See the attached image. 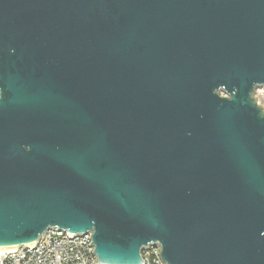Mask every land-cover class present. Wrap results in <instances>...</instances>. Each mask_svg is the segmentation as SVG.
Masks as SVG:
<instances>
[{
	"label": "water",
	"instance_id": "1",
	"mask_svg": "<svg viewBox=\"0 0 264 264\" xmlns=\"http://www.w3.org/2000/svg\"><path fill=\"white\" fill-rule=\"evenodd\" d=\"M260 88L264 0H0V247L264 264Z\"/></svg>",
	"mask_w": 264,
	"mask_h": 264
},
{
	"label": "built area",
	"instance_id": "2",
	"mask_svg": "<svg viewBox=\"0 0 264 264\" xmlns=\"http://www.w3.org/2000/svg\"><path fill=\"white\" fill-rule=\"evenodd\" d=\"M255 98L264 108V88ZM143 264H165L161 248L151 245L142 252ZM0 264H97L91 233L74 235L67 231L49 230L37 243L0 254Z\"/></svg>",
	"mask_w": 264,
	"mask_h": 264
},
{
	"label": "bare ground",
	"instance_id": "3",
	"mask_svg": "<svg viewBox=\"0 0 264 264\" xmlns=\"http://www.w3.org/2000/svg\"><path fill=\"white\" fill-rule=\"evenodd\" d=\"M12 250H15V249H13V248H10V249H4V248H1V247H0V254H2V253H6V252H9V251H12Z\"/></svg>",
	"mask_w": 264,
	"mask_h": 264
},
{
	"label": "rangeland",
	"instance_id": "4",
	"mask_svg": "<svg viewBox=\"0 0 264 264\" xmlns=\"http://www.w3.org/2000/svg\"><path fill=\"white\" fill-rule=\"evenodd\" d=\"M222 96H225L226 94L224 92H221Z\"/></svg>",
	"mask_w": 264,
	"mask_h": 264
}]
</instances>
